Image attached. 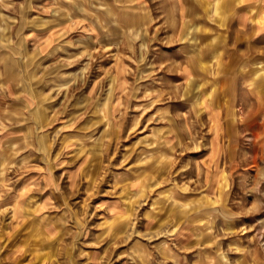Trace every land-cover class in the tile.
<instances>
[{"label":"rangeland","instance_id":"374dc122","mask_svg":"<svg viewBox=\"0 0 264 264\" xmlns=\"http://www.w3.org/2000/svg\"><path fill=\"white\" fill-rule=\"evenodd\" d=\"M0 264H264V0H0Z\"/></svg>","mask_w":264,"mask_h":264}]
</instances>
